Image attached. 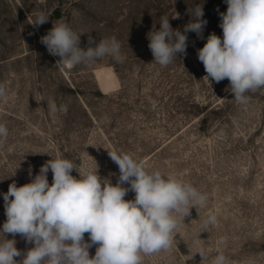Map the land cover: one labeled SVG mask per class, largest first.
Returning a JSON list of instances; mask_svg holds the SVG:
<instances>
[{
  "label": "rangeland",
  "instance_id": "374dc122",
  "mask_svg": "<svg viewBox=\"0 0 264 264\" xmlns=\"http://www.w3.org/2000/svg\"><path fill=\"white\" fill-rule=\"evenodd\" d=\"M197 4L208 21L203 39L187 33V56L177 54L160 66L147 33L159 29L163 16L183 31ZM226 10L224 0H0V83L7 90L0 123L9 130L0 144V229L6 220L2 194L11 183H29L46 161L60 156L76 166L73 176L98 166L101 179L115 184L119 168L108 151H116L209 197L178 224L172 247L145 256L143 264H211L220 252L229 264H264V89L238 103L229 81L209 82L197 57L210 33L222 37L219 13ZM41 12L49 21L36 28L32 23ZM59 22L84 33L82 48L89 35L96 42L115 37L122 61L109 55L65 67L40 42ZM101 80L110 87L102 89ZM134 195L129 191L125 199ZM210 213L217 222L205 228ZM15 239L22 252L33 246ZM196 239L208 259L195 254ZM89 253L94 256L95 246Z\"/></svg>",
  "mask_w": 264,
  "mask_h": 264
},
{
  "label": "clouds",
  "instance_id": "9594fccd",
  "mask_svg": "<svg viewBox=\"0 0 264 264\" xmlns=\"http://www.w3.org/2000/svg\"><path fill=\"white\" fill-rule=\"evenodd\" d=\"M224 2L227 10L219 13L223 35L210 33L203 47L197 49V57L209 82L227 79L235 100L246 104L250 100L247 93L264 89V0ZM192 17L183 31L174 29L167 16L161 17L158 30L153 26L146 35L153 61L166 67L177 54L186 57L189 32L203 39L208 23L203 19V5L194 7ZM48 21L41 12L32 25L39 28ZM82 34L59 22L40 42L50 55L58 56L69 67L109 55L122 61L121 44L115 37L96 42L89 35L88 46L82 48ZM6 94L5 84L0 83V98ZM48 108L52 113L58 111L54 101ZM59 110L67 112V106ZM8 135L6 124L0 123V144ZM108 155L119 168L115 184L101 179L98 166L79 173L77 178L72 175L77 171L74 163L57 156L46 161L29 183L9 185L2 194L6 220L0 229V264H143L145 256L172 247L178 224L191 215V209L204 207L208 194L176 175L147 170L130 154L108 151ZM129 191L135 194L134 199H125ZM216 222L217 217L210 213L204 226ZM6 234L13 238H6ZM17 235L33 246L22 252L16 247ZM193 245L195 254L208 259L200 239ZM93 246L95 254L90 256ZM211 264H229V259L220 252Z\"/></svg>",
  "mask_w": 264,
  "mask_h": 264
},
{
  "label": "bare ground",
  "instance_id": "6f19581e",
  "mask_svg": "<svg viewBox=\"0 0 264 264\" xmlns=\"http://www.w3.org/2000/svg\"><path fill=\"white\" fill-rule=\"evenodd\" d=\"M65 67H68L67 65H65ZM101 79V78H100ZM100 86H101V88L102 89H108L110 86L108 85V84H105L104 82H103V80H101V82H100Z\"/></svg>",
  "mask_w": 264,
  "mask_h": 264
}]
</instances>
